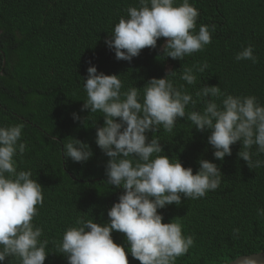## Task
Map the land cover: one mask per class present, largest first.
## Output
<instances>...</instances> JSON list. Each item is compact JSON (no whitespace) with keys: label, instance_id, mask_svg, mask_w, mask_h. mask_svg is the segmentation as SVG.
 <instances>
[{"label":"trees","instance_id":"trees-1","mask_svg":"<svg viewBox=\"0 0 264 264\" xmlns=\"http://www.w3.org/2000/svg\"><path fill=\"white\" fill-rule=\"evenodd\" d=\"M189 2L200 12L195 31L209 26L210 44L182 61L163 56L162 37L156 48L146 47L127 61L117 60L105 40L127 16L128 7H140L139 0H0V126L23 125L20 142L26 143V150L14 157L17 171L30 170L42 184L44 202L37 205L32 223L43 229L40 240L48 242L44 264H68L59 253L65 231L78 227L81 218L106 223L108 209L124 192L106 181L110 158L96 144L103 114L81 111L87 99L82 77H87L90 63L98 72L120 75L122 92L135 86L141 97L149 79L173 71L167 79L196 101L186 106V112H202L206 101L220 104L229 94L254 95L264 105V0ZM248 45L257 62L237 61L236 55ZM204 64L205 71H198ZM186 68L196 76L194 85L180 78ZM205 85H219L223 95L197 96ZM73 113L81 119L74 120ZM209 134L198 131L187 117L178 119L172 132L160 126L148 133L149 140L161 141L165 152L159 155L180 159L194 173L201 158L212 160L222 171L216 190L158 209L164 222L179 223L183 234L194 238L188 253L174 264H227L264 251V153H258L256 145L247 149L253 161L261 162L250 168L238 156L242 142H237L232 154L220 161L208 144ZM75 138L93 151L87 162L65 159L63 145ZM129 159L135 163L134 157ZM234 229L239 230L235 235ZM112 235L127 248L123 233ZM128 258L129 264H140L130 253ZM3 264L21 260L9 257Z\"/></svg>","mask_w":264,"mask_h":264},{"label":"clouds","instance_id":"clouds-1","mask_svg":"<svg viewBox=\"0 0 264 264\" xmlns=\"http://www.w3.org/2000/svg\"><path fill=\"white\" fill-rule=\"evenodd\" d=\"M139 4V8H127V16L120 18L105 40L117 60L131 61L142 49L156 48L162 37L166 38L161 45L163 56L182 61L211 43L209 26L200 25L195 31L200 12L189 0H139ZM253 53V46L248 45L235 59L255 63ZM206 68L207 64L201 65L198 71ZM172 72L149 79L142 97L135 86L122 92L120 75L98 72L91 63L87 77H82L87 99L81 111L100 112L104 117L103 126L96 129V144L110 158L106 181L124 192L108 209L106 223L81 218L78 227L65 231L59 253L68 264H129V253L140 264H174L193 246V236H185L177 222H164L158 209L180 205L182 197L198 199L216 190L222 171L212 160L201 158L194 173L180 159L159 155L165 152L161 141L149 140L148 133L160 126L172 132L176 121L187 117L198 131L210 133L208 144L216 159L223 161L232 154V145L242 142L238 156L250 168L260 166L247 150L256 145L257 152L264 153V105L257 97L229 94L220 104L206 101L202 112H186V106L196 101L167 79ZM180 78L196 83L191 68L184 69ZM196 95L223 94L219 85H205ZM73 119L80 120L79 113H73ZM22 129L23 125L0 126V264L9 257H19L21 264H44L49 254L48 242L40 240L43 229L32 223L38 214L37 205L44 202L42 184L32 178L30 170L17 171L14 159L26 150V143L20 142ZM52 140L57 141L54 136ZM63 148L65 159L73 162H87L93 156L90 146L76 138ZM129 157H134L135 163ZM114 231L125 235L127 248L114 240ZM238 231L234 229V235ZM234 264H264V260L246 255Z\"/></svg>","mask_w":264,"mask_h":264},{"label":"water","instance_id":"water-1","mask_svg":"<svg viewBox=\"0 0 264 264\" xmlns=\"http://www.w3.org/2000/svg\"><path fill=\"white\" fill-rule=\"evenodd\" d=\"M5 63L6 61H4V66H5ZM249 255H254L256 256L258 259L260 260H264V251H261V252H256V253H252V254H249ZM242 256H246V255H241L239 257H237L236 259H234L233 261L229 262L228 264H234L235 261H238L240 257Z\"/></svg>","mask_w":264,"mask_h":264}]
</instances>
